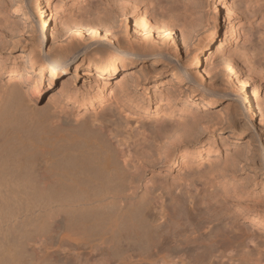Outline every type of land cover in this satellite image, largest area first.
I'll use <instances>...</instances> for the list:
<instances>
[{"label": "bare ground", "instance_id": "6f19581e", "mask_svg": "<svg viewBox=\"0 0 264 264\" xmlns=\"http://www.w3.org/2000/svg\"><path fill=\"white\" fill-rule=\"evenodd\" d=\"M21 1L23 2V0ZM77 1L69 0L67 2L68 6H66L69 14L65 15L59 13L58 6L53 4L55 2L51 3V0H47L45 6H42L39 0H27L26 6L34 22L35 36L32 38L30 53L25 55L26 59H23V61H26V65L21 64L16 59L12 60L11 63L7 62L8 57L3 54V49L7 45V34L9 33H6L2 29L3 26L0 25V264H73L74 259L62 254V251H66V247L72 245L69 240L72 236L84 237L89 241H94L100 237L120 240L121 233L125 232L126 236H129L128 239L133 237L138 242L143 240L147 246L152 244L153 241L159 238L160 232L151 231L150 225L153 224H149L150 219H148L145 212H142L143 209L142 211L140 209L142 208L141 205L143 206L142 203H148L146 201L147 196L146 198L144 196L146 194L139 195L141 197L138 196L140 206L135 207L137 202L134 201L135 203L131 204V206L136 204L133 208L125 203L126 200L122 199L125 201L123 202L111 193L114 190L117 191V189L127 188L130 181H135L130 180V178L136 179L131 172L133 168H141V172H145V168L147 169L154 161L153 163L159 162L165 168L164 173L166 174L167 171L173 168H183L185 164L192 163V154L189 155V152L199 133H195L198 126H193L196 128L192 127L194 130L189 128L193 123L196 124L195 115L198 114H195L196 111H190L189 108L184 109L181 106L182 111H189L192 114L190 119L193 122L191 120L190 122L189 119L186 120L188 116L186 118L181 117V120L185 119L182 122L179 120L180 122L169 121L170 123H168L165 118L172 114V102L166 100L165 107H162L163 95L160 93L154 94L155 104L152 107H146V111L149 112L152 108L154 115L161 116V118H158L154 125L143 130L140 142L133 147L129 143L130 134L128 132L123 134L114 133L116 125L122 126L126 122L122 113H119V116L114 113V117L108 118V122L104 126L102 121L96 120L97 118L94 120L71 121V119H64L60 115H51L49 111L44 112L45 109L42 111L43 109L39 107V95L48 86H42L44 81L50 83L56 76L67 71L73 61H76L80 56L95 63L96 71L105 77V80H100L95 92H84L79 89L68 91L66 88L67 81L63 82L60 88L61 96L59 97H61V100L63 98L72 100L75 105L86 100L90 103L94 99L103 97L107 81L113 75L123 69V76L120 77V80L123 81L127 75L133 73L126 69L129 63L149 57L168 61L175 80L183 79L186 85H188V82L195 80L188 66L182 63L177 55L171 53L169 47V43L175 41L172 34H174L176 28L179 30L183 43H186L191 31L189 20L176 19L175 16H179L178 13H175V16L173 13L174 18L172 17L173 19L169 20L170 17L167 18L166 15L169 12L164 13L163 7L157 5L162 10L159 12L156 10L155 2L157 3V0H114V2L116 1V4H113L115 6L111 8L112 5H109L111 9L108 11L98 10V8L96 10L88 8L85 11L83 8L85 12L81 11L80 13L78 11L80 14H73L74 10L71 11V8ZM219 2L223 5L226 4V0H219ZM0 3L2 2L0 1ZM81 3L84 4L85 2L81 1ZM16 4L19 5L17 2ZM213 4H217L216 1H213ZM85 5L81 6L85 7ZM46 6L52 14L50 18L48 14L44 13V7ZM231 8L228 7L227 12ZM4 10V4H0V18L2 17V20L3 16H6ZM78 10H82V7ZM71 13L75 16H71ZM120 17H125V20L128 17L133 19L135 22L134 29L137 28L139 32L143 33L144 42L126 40L121 36V31L118 30L119 27L115 26L116 20ZM49 19L50 21L53 19L54 22L52 30ZM55 21L60 24V28ZM234 28L231 25L232 37L236 35ZM86 32L89 33L87 38L84 36ZM154 33L157 38H161L159 41L161 44H166L165 47L155 42L159 39L154 37ZM48 34L53 35L54 38L65 36L68 41L65 44H58V47L53 49L44 50ZM243 53L245 54L244 57H238V55L235 58L237 60L235 64H232V68L241 70L245 66L244 69H246L249 76L244 79L237 78V81L241 84V91L248 85L251 86L252 90L251 94L247 91L238 93L233 99L243 109L246 119L250 121V110H254L253 103L259 114L264 115L262 82L259 79L254 80L252 78V76L264 78V45L255 53ZM243 53L240 54L243 55ZM191 64L195 67L198 66V54L191 58L189 65L191 66ZM30 72L38 73L39 80H33ZM120 80L118 81L120 82ZM68 85L70 86V83L67 84V87ZM123 86L125 87L124 84ZM216 92L215 89L202 85L198 101L191 102V105H196L197 108L210 106L213 103V100L210 99L221 94ZM222 94L225 97L230 95L227 92ZM50 100L52 101V99ZM51 101H49L50 104ZM246 102L251 103L250 109H248ZM56 103L59 102L56 101ZM90 105L92 104L90 103ZM159 107L163 110L159 111ZM210 144L207 145L205 150L207 154L204 159L207 161L210 159L209 153L221 155L223 152L221 146L214 147L215 145ZM200 149L198 150L197 147V157L203 155V150ZM224 151L225 160L221 163L222 165L217 164L218 166H215V162L214 166L217 168L209 165L208 171L213 174L214 171L217 172L216 169L220 168L218 170L222 172H218V175L221 174L235 179V172L230 168V165L235 166L236 163L233 160V163L230 164L227 158L228 152L227 150ZM40 155H45L43 166L38 165ZM261 155H264L263 148ZM132 157L137 160V163H132ZM149 163L150 165L147 166ZM227 163L230 164L229 168L226 167L228 166ZM136 183L138 185L140 180L137 179ZM197 190L198 187L195 190L196 193L188 195V200L198 199L199 204L206 209L213 197L208 198L207 193L202 195L197 193ZM126 205L130 209H127ZM182 209V207L178 208L177 210H180V212L177 213V210H175L176 215L178 214L179 217L176 220L175 216L173 219L176 221H171L172 234L178 231L176 224L180 226L189 224L191 227L195 225L192 224L194 222L190 221L192 225L189 223L188 220L191 218L188 219L187 214ZM193 210L201 212L196 207H193ZM248 212L249 220L261 226L262 233H264V203L251 206ZM193 213L195 212L193 211ZM162 215L161 218H163ZM57 216L60 218L54 223ZM189 225L188 228H190ZM147 227L151 228L148 229L150 231H147ZM193 228L195 229V227ZM168 229L172 230L171 227L167 228L166 233H168ZM178 229L182 230L183 228ZM146 231L145 236L142 235ZM162 231L165 236V229H162ZM169 233L171 232L169 231ZM180 233L182 234V231ZM195 233H197L196 229ZM126 236L124 237L126 238ZM164 236L156 242L163 241ZM166 237H168V234ZM177 237L180 238V235ZM170 238L173 239L171 236ZM225 240L235 241L239 244L237 245L241 247H239L241 250L240 256L244 260V264H264V240L253 249L247 248L248 244L254 241V238L247 231L231 236L222 235L220 241ZM164 242V246L168 243L170 247L171 242H165V244ZM153 243L155 244V242ZM185 243L188 242L183 241L182 244ZM180 244L178 242L173 247L177 245L178 248L182 245ZM157 245L159 244L157 243ZM157 245L156 248L153 247L155 250L157 248L159 250ZM169 247L168 249H170ZM163 249H161V252L165 251ZM69 250L75 254V259H80L79 247L72 245ZM177 251L180 252L179 249ZM177 251L175 250L176 254ZM148 252L152 253L149 250ZM203 252H205V249H203ZM149 253L146 256L151 257L152 255ZM170 253L173 255V252L170 251ZM155 254L157 253L155 252ZM192 254H189L190 257L193 256ZM153 256L149 258L155 259ZM174 256L176 255L174 254ZM165 258L166 256H164ZM157 260L159 261V258ZM151 261L154 262V260ZM188 261L189 264L194 262ZM199 262L198 260L197 264Z\"/></svg>", "mask_w": 264, "mask_h": 264}, {"label": "rangeland", "instance_id": "374dc122", "mask_svg": "<svg viewBox=\"0 0 264 264\" xmlns=\"http://www.w3.org/2000/svg\"><path fill=\"white\" fill-rule=\"evenodd\" d=\"M0 1L2 2L0 4H4V12L6 14V16H3V20L2 17L0 18V25L3 26L2 29L6 33H9L7 34V45L3 49V54L6 55L5 57H8L7 62L11 63L12 60L16 59V61L26 65V61H23V59L25 55L30 53L32 49V38L35 36L34 22L26 6L27 0H23V2L21 0ZM39 1H41L42 6L47 4V0ZM68 1L69 0H51V3L55 2L53 4L58 6L59 13L68 15ZM81 1L85 2L84 4L87 5H85V7H87L86 9L83 7L84 4L81 3ZM111 1L114 2V0ZM111 1L78 0L75 2L76 4L74 3L72 6L71 11L74 10L73 14H80L81 11L85 12L88 8H93L95 10L98 8V10L104 9L103 11H108L115 6L113 4H116V1L114 3ZM213 1H216L217 4L214 5ZM213 1L157 0V3L155 2V7H157L156 10L158 12L162 9L164 13L169 12V14H166L167 18L170 17L168 18L169 20H172L178 13L180 17L176 15V19L181 18L183 20L184 18L189 20L188 22L191 24V31L186 39V43H183L177 28L174 30V34H172V37H175V41L169 43L170 52L177 55L181 62L188 66L193 78L196 80L188 82V85H186L183 79L175 80L173 78L172 68L168 61L149 57L129 63L126 69L133 73L127 75L123 81L120 80V77L123 76V69L113 75L107 81L103 97L92 100L90 102L92 105H90L87 100L75 105L72 100H67L66 98L61 100V97H59L61 96L60 88L63 82L67 81V84L70 83L68 87L66 84L68 91H76L79 89L84 92H95V88L97 84L100 83V80H105V77L101 76L100 73L96 71L95 63L90 62L88 59H84L83 56L73 61L67 71L56 76L50 83L45 80L42 84V86L48 85L39 95V107L43 109L42 111L45 109L44 112L49 111L51 115H60L64 119H71V121L94 120L97 118L96 120L102 121L104 126L107 124L108 118L114 117L115 114L118 115L122 113L126 121L125 123L127 124L125 125L123 122L124 124H122V126L116 125L114 127V133L123 134L128 132L130 134L129 143L132 147L140 142L139 140L142 138L143 130L145 128L148 129L158 121V118H161V116L154 115L152 108L149 112L146 111L147 108L155 104L154 99L156 94L160 93L163 95L162 107H165L166 100L172 102V114L165 118L168 123H170L169 121L180 122L179 120H181V117L186 118L188 116L186 120H191L190 115L192 114L185 110H183V112L181 106L184 109L189 108L190 111H196L195 114H198L195 115L197 125L193 123L191 128H189L193 129L198 126L197 129L195 128V133H199V136L196 137L197 140H194L196 143L193 141L194 145H192V149L189 152V155L192 154V163H188L189 165L185 164L186 166L184 165L183 168H173L167 171L168 173L166 174L164 173L165 168L156 161V164L152 161L151 165L153 166H151L150 163L147 164V166H150L147 167V169L145 168V172L142 171L143 173L141 172V168H133L131 172L136 179L130 178V180H135L134 182L129 180L130 187L129 184H127V188L117 189V191L114 190L111 193L119 200H126V202L122 201L133 208L136 205L131 206V204L135 203L134 201L137 202V206L135 207L140 206L138 204L140 201L138 200L140 199L138 196L146 194L144 196L145 198L147 196L146 201H148V203L144 202L145 206L144 203H142L143 206L141 205L142 208L140 209L141 211L143 209L142 212H145L148 219H150L149 224H153L150 225L152 229L147 227V231H150L148 230L150 228L151 231L156 233L160 232L159 238L164 236L162 229H165L164 232L166 233L167 228L171 227L172 230L168 229L171 233H169V231L166 233L163 241L161 240L162 243H160L161 241L156 242L159 239L157 238V240L153 241L155 244L152 242V244H149L150 246L144 244L145 242L143 240L138 242L133 237V239H128L129 236H126L125 232H122L123 234L121 233L120 240L100 237L94 241H89L84 237L72 236L69 240L72 245L79 247V251L81 252L80 259H75V254L69 250L72 245L66 247V251H62V254H66L67 257L74 259L73 264H158L162 262V264H189L190 262L188 260L191 262L194 261L191 264H197L198 260L200 261L199 264H244V260L240 256L241 247L238 246L239 244L230 240L220 241L221 236L237 235L247 231V233L254 238V241L248 244V249H253L263 242V230L261 226L249 220L248 211L251 209V206L264 203V155H261L262 148L264 149V115L259 114L253 103L252 107L254 110H250L251 118L250 121L247 120L243 109L239 107L235 99H233L238 93H243L245 91L251 94L252 88L248 85L241 91V84L237 81V78L244 79L249 75L246 69H244L245 66L242 67L241 70H237L236 68H232V64L236 63L237 59L235 58H237L238 55V57H244L245 54L243 52L252 54L257 52L264 45V0H226L225 5L221 4L219 0ZM16 2L19 3L20 6L16 4ZM109 5H112L111 8ZM157 5L163 8L161 9ZM227 5L230 8L232 7L229 12H227ZM81 7L82 10H78L81 9ZM44 13L46 15L48 14L49 18L52 17L47 6L44 7ZM71 16L75 15L71 13ZM123 18L124 20H122ZM123 18H118L116 20L118 23L116 22L115 24V26L119 27V29L118 27H116V29H118L119 32L121 31V36L126 40L142 42L144 35L142 32L138 31L139 29H134L135 22L133 19L128 17L127 20H125V17ZM56 22L57 21H55V23ZM49 23L52 30V25H54L53 19L51 21L49 19ZM57 23L56 25H59L58 27L60 28V24ZM231 25L235 27L234 30L236 31V35L234 37H232L230 31ZM84 36L87 38L89 33L86 32ZM156 36L157 35L154 33V37L159 39V37L157 38ZM160 40L161 38L155 42L165 47L166 44H161V42H159ZM67 41V37L65 36L54 38L53 35L48 34V40L44 46V50L53 49L58 47V44H65ZM237 52L239 53L237 54ZM241 52L243 55L240 54ZM195 54L199 55V64L196 67L193 64H191V66L189 65V61H191V58ZM35 72H30V74L32 75L31 78L37 81L39 80V76L38 73ZM252 78H254V80H261V92L262 95H264V78L261 76H252ZM118 80H120L121 83ZM202 85L213 88L217 91L216 93L221 94L220 96L210 99L213 100L210 106L197 108L196 105L192 106L191 102L198 101ZM223 92L230 93V97H225L222 94ZM50 99H52V101ZM49 101L52 103L50 104ZM56 101L59 103H56ZM250 104L251 103L246 102L248 109H250ZM161 110H163V108L159 107V111ZM183 120L185 119H182L181 122ZM191 121L193 122V120ZM195 133L194 135H196ZM210 143L215 145L214 147L221 146L223 152L221 155H215L212 152L209 153L210 159L207 161L204 159L207 154L205 150ZM197 147L198 150L201 148L200 150L205 152L202 151L204 156L197 157ZM224 150L228 152V162L231 164L234 160L236 163V167L233 165L231 166L229 163H227L228 166L224 164L228 168L230 165V168L234 170L235 179L221 174L218 175V172H222L218 170L220 168L216 169L217 172L214 171L213 174L208 171L209 165H212L214 168H217L215 166L222 165L221 163L225 160ZM149 155L151 156L152 153ZM44 160L45 155H40L38 158V165L43 166ZM131 160L132 163H137L135 158L132 157ZM137 179L140 180V185H137ZM197 187V193H201L202 195L207 193V197L209 195L208 198L213 197L210 201L211 205L209 204L210 206L208 205L207 207L209 208L208 210H206L207 208L204 209L205 207L199 204L198 199L192 201L188 200V195L196 193L195 190ZM128 206L126 208L130 209ZM181 207L183 208L182 210L185 211V214H187L188 219H192L188 220L189 223L191 224V222H194L192 224H195L193 227H195L197 233H195V229L189 224L185 225L187 227L176 224L178 231L172 234L173 226L171 221L177 220L179 216H177L178 214L176 215V213L180 212V210L178 211L177 209ZM193 207L200 209L202 213L199 212V210H193ZM175 210H177L176 213ZM192 210L195 213L192 214ZM164 211L165 213H163ZM161 213L166 216H163ZM161 215L163 218H161ZM175 216L176 220L173 219ZM59 218L60 217L57 216L54 219V223H56ZM151 220L153 221L152 223ZM208 223L210 224L208 225ZM188 225L192 229L188 228ZM178 228L183 229L179 230ZM147 231L142 235L145 236ZM180 231H182V234ZM167 234L168 237H166ZM174 235H180V238L177 236L176 238ZM124 236H126V238ZM170 236L173 239H169ZM177 239H181L182 241ZM164 241L166 243L171 242L170 244L172 246L170 245L169 247L167 243V248H165L166 246L163 245ZM183 241L188 243L182 244ZM176 242H179V244L181 242L182 245L180 244L181 246L178 248L177 245L175 246L176 248L173 247L177 244ZM157 243L159 245H157ZM156 245L159 247V250L158 248L155 250ZM161 245H163L162 248H164V252H161ZM154 246L155 248H153ZM168 247L170 249H168ZM177 249H179L181 253L178 252ZM203 249H205L206 254L203 252ZM148 250L152 251V253H149ZM166 250L173 252V255H171L170 251L166 252ZM175 250L178 252L177 254ZM155 252L157 253L155 254L156 256L154 255ZM194 252L197 256H195ZM148 253L152 256L154 255L153 257H155V259H150L152 256H149L150 258L148 255L146 256ZM161 253L163 254L161 255ZM174 254L176 256L178 255V257L174 256ZM189 254H192L194 258L192 255V257H190ZM164 256H166L165 259ZM157 258H159V261H156ZM149 259L150 261L154 260V262H150Z\"/></svg>", "mask_w": 264, "mask_h": 264}]
</instances>
